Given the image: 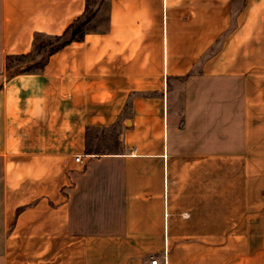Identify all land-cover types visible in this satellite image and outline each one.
I'll return each mask as SVG.
<instances>
[{
  "label": "crops",
  "instance_id": "obj_1",
  "mask_svg": "<svg viewBox=\"0 0 264 264\" xmlns=\"http://www.w3.org/2000/svg\"><path fill=\"white\" fill-rule=\"evenodd\" d=\"M96 1L0 0V264H264V0Z\"/></svg>",
  "mask_w": 264,
  "mask_h": 264
},
{
  "label": "trees",
  "instance_id": "obj_2",
  "mask_svg": "<svg viewBox=\"0 0 264 264\" xmlns=\"http://www.w3.org/2000/svg\"><path fill=\"white\" fill-rule=\"evenodd\" d=\"M96 5V0H87L84 14L74 20L60 36L48 39L43 34H35L30 53L6 57V75L13 77L21 74L41 73L52 55L70 43L82 41L88 23L94 17ZM88 154L101 155L104 153L88 152Z\"/></svg>",
  "mask_w": 264,
  "mask_h": 264
},
{
  "label": "built area",
  "instance_id": "obj_3",
  "mask_svg": "<svg viewBox=\"0 0 264 264\" xmlns=\"http://www.w3.org/2000/svg\"><path fill=\"white\" fill-rule=\"evenodd\" d=\"M80 161V159L79 158H76V162H79ZM157 262V259L156 258H154V259H152L151 260V263L152 264H155Z\"/></svg>",
  "mask_w": 264,
  "mask_h": 264
},
{
  "label": "rangeland",
  "instance_id": "obj_4",
  "mask_svg": "<svg viewBox=\"0 0 264 264\" xmlns=\"http://www.w3.org/2000/svg\"><path fill=\"white\" fill-rule=\"evenodd\" d=\"M7 76V75H6ZM114 141H116L115 139H113Z\"/></svg>",
  "mask_w": 264,
  "mask_h": 264
}]
</instances>
